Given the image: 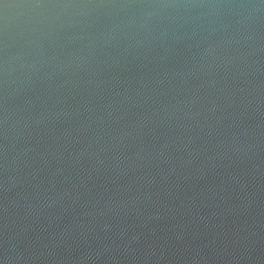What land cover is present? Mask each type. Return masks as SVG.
<instances>
[{
    "label": "water",
    "instance_id": "95a60500",
    "mask_svg": "<svg viewBox=\"0 0 264 264\" xmlns=\"http://www.w3.org/2000/svg\"><path fill=\"white\" fill-rule=\"evenodd\" d=\"M0 264H264V0H0Z\"/></svg>",
    "mask_w": 264,
    "mask_h": 264
}]
</instances>
